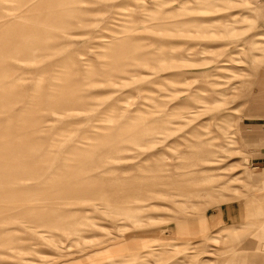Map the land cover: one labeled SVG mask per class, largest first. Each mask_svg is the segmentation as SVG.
Returning a JSON list of instances; mask_svg holds the SVG:
<instances>
[{
  "label": "rangeland",
  "instance_id": "1",
  "mask_svg": "<svg viewBox=\"0 0 264 264\" xmlns=\"http://www.w3.org/2000/svg\"><path fill=\"white\" fill-rule=\"evenodd\" d=\"M0 264H264V0H0Z\"/></svg>",
  "mask_w": 264,
  "mask_h": 264
}]
</instances>
